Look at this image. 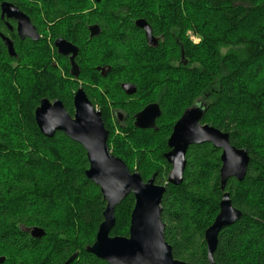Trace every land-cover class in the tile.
Returning <instances> with one entry per match:
<instances>
[{
    "label": "trees",
    "instance_id": "trees-1",
    "mask_svg": "<svg viewBox=\"0 0 264 264\" xmlns=\"http://www.w3.org/2000/svg\"><path fill=\"white\" fill-rule=\"evenodd\" d=\"M44 1L56 18L69 14L60 0ZM115 6L116 69L110 77H116V94L123 95L121 82L134 83L139 100L132 104L129 128L120 129L125 134L116 136V150H110L145 182L155 175V184L165 186L171 167L164 153L173 126L187 108L202 101L207 112L201 123L229 134L231 144L246 149L250 157L246 178L230 179L226 185L225 192L242 217L220 232L214 261L264 264V63L260 62L264 0H106L104 15L93 12L91 21L109 40L114 38L108 21L115 19ZM139 19L164 36L158 48L145 43L141 29L134 26ZM0 31H4L1 20ZM188 31L200 38L199 43L186 38ZM87 33L79 32L86 42ZM18 44L16 57H11L0 40V257H6L5 264H65L78 253L72 264H107L86 252L104 221L106 203L86 176L89 163L84 149L61 133L46 138L35 122V110L45 98L60 100L73 115L74 91H69L79 85L73 83L67 90L60 73L64 69L51 67L46 59L37 63L33 77L22 66L13 70L14 63L24 66L33 59L37 48L28 40ZM186 58L190 61L184 66ZM9 76L29 78L25 103L16 105L17 98L14 102L8 96L13 94L5 82ZM254 78H263V83L251 92L245 83ZM152 85L161 87L163 116L157 130L136 129L133 113L143 100H154L148 91ZM172 103L174 108L169 107ZM103 121L110 132L104 117ZM220 159L221 151L212 145L191 146L184 183L167 186L162 221L176 260L209 264L205 232L220 211ZM134 206L135 199L129 196L118 207L111 236L128 237ZM57 212L67 215V225ZM33 228L45 235L32 238L26 231Z\"/></svg>",
    "mask_w": 264,
    "mask_h": 264
},
{
    "label": "water",
    "instance_id": "water-1",
    "mask_svg": "<svg viewBox=\"0 0 264 264\" xmlns=\"http://www.w3.org/2000/svg\"><path fill=\"white\" fill-rule=\"evenodd\" d=\"M100 1V0H97ZM3 15L18 22V32L22 39L29 37L36 41L38 35L29 19L12 5L1 6ZM135 26L145 32L148 44L156 48L157 42L152 35V28L144 19L135 22ZM8 54L16 57L13 44L2 37ZM60 55L72 53V75L77 76L74 57L77 48L64 41L57 42ZM127 95L137 93L132 84L122 85ZM74 115H70L63 103L42 99L35 110V122L46 138L52 139L58 133L79 144L85 151L89 163L87 178L97 185L106 203L103 213L104 221L100 225L95 242L86 249L90 255L107 264H187L176 260L171 246L166 242L165 224L162 221V199L167 186H181L187 166L186 155L193 145H212L221 151V190L220 211L212 225L205 232L209 264H216L214 253L217 249L220 232L234 225L242 213L233 207L230 194L225 192L230 179L242 182L247 175L250 157L246 149L234 147L229 134L202 124L207 112L204 103L187 108L175 124L168 141L170 151L164 158L171 166L165 186L155 184V175L145 182L138 172L132 173L125 162L114 156L109 148V132L105 128L102 114L97 112L84 91L79 89L74 97ZM162 116L158 105L147 106L135 116V128L140 130H157L156 121ZM133 196L135 206L131 214L128 237L111 236L116 226V211L124 200ZM34 239H40L45 232L39 228L28 230ZM78 257L75 253L65 264H72ZM5 258H0L3 264Z\"/></svg>",
    "mask_w": 264,
    "mask_h": 264
},
{
    "label": "flooded vegetation",
    "instance_id": "flooded-vegetation-1",
    "mask_svg": "<svg viewBox=\"0 0 264 264\" xmlns=\"http://www.w3.org/2000/svg\"><path fill=\"white\" fill-rule=\"evenodd\" d=\"M60 1L62 4L65 5L69 14L62 16L61 18H56L54 16V13L53 12L51 13L52 9L50 10L49 3L44 0L43 1L41 0H0V20L4 28V31H0L1 42L5 46V43L2 39V37H5L13 44L14 50H15V47L19 45L18 44L19 41L27 42L28 40L31 43L36 44L37 48L35 49V52H36L35 54L37 56L38 61H40L41 59H46L48 61L47 54H44L43 58H40V54H39V49L42 46L44 47L48 46L49 49L51 50V56L53 57V60H51V62L50 61L48 62L50 66L55 69H61V70L64 69L62 72L65 71L69 75L71 80H73V83L74 84L77 83V85H79L78 89L73 92V103H74V97L77 91L79 89H82L87 99L90 101V103L91 104L93 103L92 105L96 109V111L102 114V117H104L105 123L110 130H114L115 133H116V128L117 129L119 128L121 130H127L129 128L127 125L128 117L133 112L132 104L135 102V100L137 101L139 100V98H137L139 87H137L131 81L121 82L120 89L123 95H120V93H117L119 94V97H116V77H113L114 79L110 77L111 74L113 73V70L116 69V46H117L116 45V31L113 30L114 38L112 40H109L106 38V35H104V33L102 32L100 25L91 21V15L93 14V12H95L97 15H104L101 8L103 7V4L106 2V0H100V1L86 0L85 5L89 3L87 10L84 13L82 12V13L76 14V16H73L65 0H60ZM3 4L12 5L23 16L29 19L31 25L36 30V34L38 35V40L34 41L30 39L29 37H25L24 39L20 37L19 32H18V22L15 19L8 18L7 15H3L2 8H1ZM114 13H115L114 21L113 22L108 21L109 25H111L112 28L113 26H116V6H115ZM134 26H135V22H134ZM79 29L81 31L84 29L87 30L88 32L87 33L88 36L86 37L88 39L87 42L84 37H80ZM141 31L143 33L145 43L149 47H151L148 44V41L146 40L145 32L142 29ZM152 35L156 39V42H157L156 48H158L160 44L163 42L164 36L156 35L153 29H152ZM47 37H48L47 41L49 44L46 43ZM58 41H64L67 44H70L73 47L77 48V54L74 57V64L77 67V73H78L77 76L72 75V71H73V63L71 61L72 53L66 56L60 55L58 48H57ZM105 43H107L108 46L114 47V52L113 50L110 52V57L112 58V60L110 61V63L109 62L105 63L103 62L104 61L103 59L99 60L98 58L99 61L96 60L94 62L93 61L94 57L91 56V53L94 50V52L95 51L98 52L95 54H100V55L102 54L103 56L104 53L102 51H103V47ZM14 64L15 66H19V67L23 66L22 63H14ZM182 64L186 65V63H182ZM83 68L84 69L86 68L85 72L87 71L93 72V76H91L90 78L88 75H86V73L81 70ZM82 73L85 74L84 81H80V75ZM90 82L92 83L90 84ZM98 83H101L102 87H100ZM124 84L135 85L137 88V93L134 95H127L122 89V85ZM160 89L161 87H159L158 85L157 86L152 85L148 87V91L150 92V97L154 100H148V101L143 100L142 103H140L141 105L140 109H138L136 112L133 113V126L135 124V116L141 111H143L149 105H153V104L158 105L162 112V116H163L161 102L159 101L160 100L159 98ZM153 95H155V98H153ZM54 100H52L51 102H53ZM197 104L201 105L202 101L199 100L194 105H197ZM182 115L180 116V118L182 117ZM159 119H157L156 121V126H157V122ZM179 119L175 122V124L179 121ZM110 132H109V138L111 136ZM172 132H173V129H172ZM167 147H168V142H167ZM110 151L114 155L113 151L112 150ZM169 151L170 149L168 147V151L165 152L164 155L168 153ZM26 232H28V230ZM28 233L30 234V232ZM3 258H5V261L3 263L5 264L6 257H3Z\"/></svg>",
    "mask_w": 264,
    "mask_h": 264
},
{
    "label": "rangeland",
    "instance_id": "rangeland-1",
    "mask_svg": "<svg viewBox=\"0 0 264 264\" xmlns=\"http://www.w3.org/2000/svg\"><path fill=\"white\" fill-rule=\"evenodd\" d=\"M85 1L86 0H65V2L68 4V6H69V8H70V10H71V12L73 14V16H76V14H79V13H82V12L84 13L87 10V7H88V4L89 3L85 5ZM115 27L116 26H113L112 29L115 30V31H117V29H115ZM185 36H186V38H188L191 42H193L195 44L199 43V41H200V38L197 35H195L193 33V31H188ZM47 39H48V37L46 38V43L49 44L48 41H47ZM112 50L114 52V47L113 46H108V44L105 43V45L103 47V51H102L104 53L103 56H102V54L101 55L100 54H95V53H98V52L97 51L94 52V50H93V52L91 53V56L94 57V60L93 61L95 62L99 58V60H102L103 59L104 60L103 62H105V63L106 62H109L110 63V61L112 60V58L110 57V52ZM132 50H133V54L134 55H138L139 54V53H135V50L134 49H132ZM39 54H40V58H43L44 54H47L48 55V57H47L48 62L49 61L51 62V60H53V57L51 56V50L49 49L48 46H46V47L42 46L39 49ZM261 58L262 59H260V62L261 63L262 62L264 63V55ZM189 61L190 60L188 58H186V60L183 63H186V65H189ZM38 62L39 61H38L37 56L35 54L34 58L33 59L30 58V61L27 62V63H25L24 66H22V68H25L29 73H32V74H30V76L33 77L34 74L36 75L37 72H38V65H37ZM0 64H2V63H0ZM172 65L173 66L176 65L175 67H177V68L179 67V65H177V63H174ZM186 65H184V66H186ZM190 66L191 67H195L194 64H192ZM13 67L14 68H12V69L14 70L16 66L14 65ZM85 69L83 68L81 70L83 72H85ZM17 71H19V70H17ZM14 73L15 72H12L11 74L13 75ZM60 73H61L62 80L64 82H66V84H65L66 87L65 88H67V90H68V88H71L73 86L72 85L73 84V80H71V78L69 77V75L65 71L64 72L60 71ZM85 73L90 78H91V76H93V72H91V71H87ZM171 74L172 73H170V75ZM253 75H254V72L253 73H250L248 76L249 77L250 76L253 77ZM11 79H12V83H11ZM5 82H6V84L12 86V88H13V94H10L9 93L8 96H13V99L12 100L14 102L16 101V98H17V104L16 103L15 104L16 105H19L22 102L25 103V99H24V97L26 96L25 93H28V91H29V88H28V85H29V82H30L29 81V78L27 79L25 77V78L21 79L20 77H17V79H13V76H9V78L7 80H5ZM91 83L92 82H90V84ZM262 83H263V78H260V79L254 78V82L247 81L245 83V86L247 88H249L251 92H256L260 88V86H261ZM95 84H97V83H95ZM98 85L100 87H102V84L101 83H98ZM70 90H72V89H70ZM73 91H75L74 90V86H73V90L72 91H69V93L70 92H73ZM116 97H119V94H116ZM5 98H8V97L6 96ZM169 107L170 108H174V103L170 104ZM247 121L252 122V121H254V119L251 120L250 118H247ZM110 131H111V136H110L111 137L110 138L111 149L112 150H114V149L116 150V141H117V137L116 136H118L120 134L123 136L125 133L124 134L121 133V131H120L119 128L118 129L116 128V133L114 132V130H110ZM57 213H58V216H59L58 218H60L61 220L63 219V223L65 222V224L67 225V219H66V216L67 215L65 213L63 214L62 212H57Z\"/></svg>",
    "mask_w": 264,
    "mask_h": 264
}]
</instances>
